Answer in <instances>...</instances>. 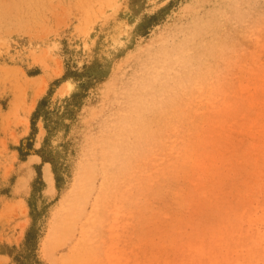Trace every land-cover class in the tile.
<instances>
[{"label": "rangeland", "instance_id": "1", "mask_svg": "<svg viewBox=\"0 0 264 264\" xmlns=\"http://www.w3.org/2000/svg\"><path fill=\"white\" fill-rule=\"evenodd\" d=\"M0 264H264V0H0Z\"/></svg>", "mask_w": 264, "mask_h": 264}, {"label": "bare ground", "instance_id": "2", "mask_svg": "<svg viewBox=\"0 0 264 264\" xmlns=\"http://www.w3.org/2000/svg\"><path fill=\"white\" fill-rule=\"evenodd\" d=\"M45 179L47 180L48 183H51L53 180L52 174L49 170H45Z\"/></svg>", "mask_w": 264, "mask_h": 264}]
</instances>
